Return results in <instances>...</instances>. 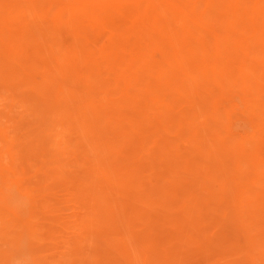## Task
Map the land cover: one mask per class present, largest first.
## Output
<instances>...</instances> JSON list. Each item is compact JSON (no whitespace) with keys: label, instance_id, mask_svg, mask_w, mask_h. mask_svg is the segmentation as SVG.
I'll list each match as a JSON object with an SVG mask.
<instances>
[{"label":"bare ground","instance_id":"1","mask_svg":"<svg viewBox=\"0 0 264 264\" xmlns=\"http://www.w3.org/2000/svg\"><path fill=\"white\" fill-rule=\"evenodd\" d=\"M250 1L254 5L248 13L240 8L247 0H219L223 11L214 12L218 9L215 2L211 6L214 10L207 14L177 0H132L133 7L149 15L158 11L178 18L180 35L176 34L178 39L171 36L174 29L169 22L159 27L154 25L156 22L150 23L149 40L156 45L153 58L134 51L120 64L125 71L115 70V59L106 58L105 65L93 60L87 41L77 39L78 44L75 41L63 48L66 25L61 23L55 24L60 28L44 27L34 35L36 41L37 36L45 37L52 66L40 95L54 104L59 116L71 119L90 144L93 185L88 197L98 202L92 206L89 200L85 204L92 209L91 221L106 219L114 225L126 219L125 224L136 235L134 222L148 227L151 212L169 203L173 192H179L181 202L175 205L179 214L161 215L169 218L177 233L168 234L167 243L156 240L155 246L148 247L161 264H178L186 245L195 250L196 256L206 253V262L214 259L212 264H264V0ZM36 2L32 4L33 21L40 19ZM95 2L100 5L98 0ZM5 26L0 27L4 30L0 37V70L28 76L31 63L7 38L13 30ZM78 47L95 68L97 83L100 81L114 94L111 99L109 91V96L104 94L106 88L95 86L93 77L90 80L73 71L77 62L74 49ZM163 161L165 165L156 175V163ZM158 179H169L172 186L156 185ZM4 182L0 181V202L5 210L19 217L36 210L32 194L27 195L15 185L5 187ZM114 189L120 195L113 194ZM131 194L134 196L129 203H119L125 212L122 217V210H116L113 203L117 205L120 198ZM204 222L210 225L203 227ZM127 235L131 236L130 232ZM144 242L139 239L141 246ZM139 250L132 248L136 253ZM20 252L22 256L26 253ZM114 254L112 258L105 256L119 259ZM25 256L28 260L29 255ZM108 259L102 257L99 262L107 264Z\"/></svg>","mask_w":264,"mask_h":264},{"label":"rangeland","instance_id":"2","mask_svg":"<svg viewBox=\"0 0 264 264\" xmlns=\"http://www.w3.org/2000/svg\"><path fill=\"white\" fill-rule=\"evenodd\" d=\"M33 1H38L35 5L40 8V15L38 16L40 19L34 21L31 20L34 18L31 14L35 13L32 7ZM98 1L100 2L99 6L95 0H46L44 2L43 0H0V27L3 28L6 24L5 27L9 28L10 32L13 30L10 36L7 35V38H10L17 49L24 53L26 59L22 56L23 59L34 66L28 63L32 68V72L29 69L28 76L18 72L15 75L14 70L10 71V69L0 70V158L3 160L1 162L0 159V169L3 171L4 164L7 165L5 168L7 171H3L6 174H1L3 172L0 170V175L3 176V181L5 180V187L15 185L27 195L32 194L36 198V210L27 212V217L23 215V219L21 218L22 215L19 217L16 213L5 210L2 202H0V264H11L16 260L18 262L16 261L14 264H39V262L40 264H100L99 261L102 260V257L103 260L105 255L112 258L114 253V256H119V259L115 257L114 259L117 260L115 261L105 256V260L109 258L108 260L111 261H107V264H118L119 260L120 264H127L131 261L132 256L134 260L138 255L140 257H137L136 261H131L132 264H161L157 260L158 258L151 251H148V247L155 246L156 240L161 244L167 243L168 234L175 235L177 233L169 218L161 215L165 213L169 215L179 214L175 209V205L181 202L178 197L179 194L177 195L179 192H173V195L169 196V203H166V206L158 207L156 211L151 212L150 220L152 221L148 227L139 225L140 222L138 223V221L134 222L136 227L133 232L136 235L125 224V222L127 223L126 219V221L119 219L114 225L106 223V219L96 222L93 218L91 221L92 209H88L85 204H88L89 200L92 206L98 202L92 197V199L88 197L93 185L92 170H90L92 169L93 156L90 144L84 138L85 136L80 135L71 119L59 116L54 104L50 103L43 94L40 95V89L52 68L48 59L49 49L45 37L40 35L37 36L39 40L34 39V35L41 28L51 27L54 29L53 27L57 23L58 25H66L64 37L61 40L63 48H67V44L72 45L75 41L78 44L77 39H81L83 42L87 41L95 56L93 60L101 61L105 65L107 63L105 62L106 58L108 61L115 59L118 62L115 66L116 71H125L126 69L120 65L124 64L123 59H128L139 50L147 57L153 58L156 45L155 47L152 45V38L148 32V26L152 25L150 23L156 22L154 25L159 27L162 23L167 22L168 24L169 22L170 28L174 29L173 32H170L171 36L179 38L178 18L172 19L164 13H158V11L149 15L150 13H146L144 9L133 7L131 5L132 0ZM177 1L198 13L205 12L207 14L210 13V10H214L213 7L211 9V6L215 2L217 6L219 4V0ZM247 1L241 3L240 8L248 13L254 2ZM220 9L222 7L219 5L214 12L216 13ZM220 11L222 12L223 9ZM140 24L144 25L142 28H137ZM1 28L0 37L4 32ZM55 28L60 27L56 26ZM145 28L146 30H144ZM57 35L55 34V36ZM81 50L80 47L74 49L77 62L75 63L76 66H73V71L90 80L93 77L94 81L97 72L83 57ZM56 52L59 53L58 48ZM188 65L190 64L185 63V67L190 69ZM89 73H91V77L88 76ZM92 74L94 75L92 76ZM97 80H95V86L99 89L106 88V92L103 90V93L105 92L106 95L110 92L108 99H111V95H114L112 91L107 90V87L100 81L97 83ZM2 138L4 139L3 142ZM164 165V161L156 163L155 167L159 169V171L154 170L156 175H159L163 169L159 167ZM7 167L9 168L7 169ZM2 179L0 177V181ZM170 181L169 179H158L155 183L167 188L171 185ZM113 194L120 195L115 189ZM1 195L2 193L0 198ZM132 195L120 198L121 200H118L117 205L113 203L117 206L116 210H122L124 201L126 204L129 203L134 196ZM94 198L96 197L94 196ZM120 201L123 204L119 205ZM89 210L90 214L87 215ZM119 212H121L122 217H125V214L123 216L124 210ZM121 225L124 227L122 228ZM209 225L208 222H204L202 226L208 227ZM119 229H125V232ZM117 230L125 233L124 237L121 233L120 236ZM128 230L130 235L132 233L133 238L127 235V233L129 234ZM113 233H116L120 238ZM110 236L115 238L109 239ZM128 236L131 237V240ZM135 237L136 239H134ZM139 239L141 243L142 239H145L143 246L139 244ZM173 242L178 243V240L173 239ZM19 243L23 245L21 246ZM123 246H132L133 251L140 250L139 253H136L137 251L133 252L132 248L128 247L125 248L127 251L125 249L122 251ZM136 246L138 248L134 249ZM182 250L180 257L182 259L178 264H212L214 262V259L206 262V253L200 252L196 256L195 250L189 249L188 245ZM17 251L18 253L26 251L27 254L24 253L23 258L20 252L18 258ZM107 251L109 252L106 253ZM144 251L146 254L143 253ZM127 254L130 256V261L128 257V261L125 258ZM25 255H29L27 256L28 260L25 259ZM29 260H31L30 263L27 262ZM145 260L147 261L145 262ZM121 261L123 262L121 263Z\"/></svg>","mask_w":264,"mask_h":264}]
</instances>
